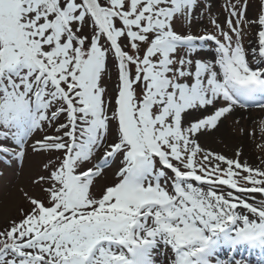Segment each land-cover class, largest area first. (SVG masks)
<instances>
[{
  "label": "snow or ice",
  "instance_id": "obj_1",
  "mask_svg": "<svg viewBox=\"0 0 264 264\" xmlns=\"http://www.w3.org/2000/svg\"><path fill=\"white\" fill-rule=\"evenodd\" d=\"M221 7L0 0V163L46 158L0 264H264V160L201 143L264 110V0Z\"/></svg>",
  "mask_w": 264,
  "mask_h": 264
},
{
  "label": "rangeland",
  "instance_id": "obj_2",
  "mask_svg": "<svg viewBox=\"0 0 264 264\" xmlns=\"http://www.w3.org/2000/svg\"><path fill=\"white\" fill-rule=\"evenodd\" d=\"M213 3L212 16L218 17L223 22L227 13L221 6L225 0H213ZM259 4L260 0H249L250 16L257 15ZM200 28H211L207 13L202 17ZM243 43L246 50L257 46L255 27L246 30ZM108 86L114 85L109 82ZM261 121H264V110H237L234 117L224 122L219 132L209 133L201 143L209 151L232 158L235 157L236 151L240 150L242 161L246 160L250 165H257L264 160V132H261ZM44 159L46 158L29 155L23 162H16L11 166L0 163V173H2L0 175V228L6 226L10 218L19 219L20 209L28 207L20 189L36 191L32 181ZM113 180L114 177L109 172L106 180L100 181L99 187L102 189L105 183H111ZM251 264L255 263L251 261Z\"/></svg>",
  "mask_w": 264,
  "mask_h": 264
}]
</instances>
